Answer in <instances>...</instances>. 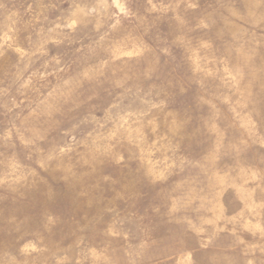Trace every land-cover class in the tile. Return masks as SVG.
I'll return each mask as SVG.
<instances>
[{
    "label": "rangeland",
    "instance_id": "374dc122",
    "mask_svg": "<svg viewBox=\"0 0 264 264\" xmlns=\"http://www.w3.org/2000/svg\"><path fill=\"white\" fill-rule=\"evenodd\" d=\"M0 264H264V0H0Z\"/></svg>",
    "mask_w": 264,
    "mask_h": 264
}]
</instances>
